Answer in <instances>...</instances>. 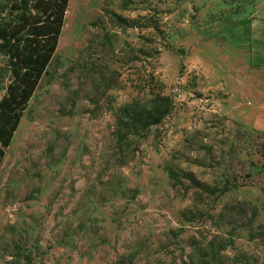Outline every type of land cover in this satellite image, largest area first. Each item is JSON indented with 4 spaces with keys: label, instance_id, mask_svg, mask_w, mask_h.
<instances>
[{
    "label": "rangeland",
    "instance_id": "1",
    "mask_svg": "<svg viewBox=\"0 0 264 264\" xmlns=\"http://www.w3.org/2000/svg\"><path fill=\"white\" fill-rule=\"evenodd\" d=\"M262 4L70 0L0 159V264H264V134L227 116L223 87L264 65ZM150 52L175 109L134 136L119 109L146 100ZM8 82L0 55V99Z\"/></svg>",
    "mask_w": 264,
    "mask_h": 264
},
{
    "label": "trees",
    "instance_id": "2",
    "mask_svg": "<svg viewBox=\"0 0 264 264\" xmlns=\"http://www.w3.org/2000/svg\"><path fill=\"white\" fill-rule=\"evenodd\" d=\"M69 1L0 0V55L6 59L9 73V82L0 99V159L10 147L24 112L55 59ZM116 19L121 27H139L134 20L118 16ZM147 55L153 71L149 74L151 85L144 91L146 100H133L119 109V121L125 119L134 136H144L175 109L174 101L165 94V84L156 75L157 58L152 52ZM112 73L116 81L122 76L118 69ZM194 264L219 263L201 258Z\"/></svg>",
    "mask_w": 264,
    "mask_h": 264
},
{
    "label": "crops",
    "instance_id": "3",
    "mask_svg": "<svg viewBox=\"0 0 264 264\" xmlns=\"http://www.w3.org/2000/svg\"><path fill=\"white\" fill-rule=\"evenodd\" d=\"M249 36L253 43L264 46V4L252 17ZM227 74L234 75L228 76L223 86L228 95L227 116L245 130L264 133V65L254 70H228ZM231 84H234V90Z\"/></svg>",
    "mask_w": 264,
    "mask_h": 264
}]
</instances>
